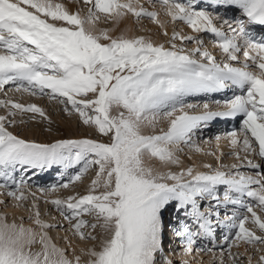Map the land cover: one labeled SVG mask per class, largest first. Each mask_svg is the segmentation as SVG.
<instances>
[{"label":"snow or ice","instance_id":"snow-or-ice-1","mask_svg":"<svg viewBox=\"0 0 264 264\" xmlns=\"http://www.w3.org/2000/svg\"><path fill=\"white\" fill-rule=\"evenodd\" d=\"M83 3L88 11L82 16L53 0H0V90L13 85L18 92L45 95L107 138V142L79 138L53 143L21 139L8 131L16 123L9 117L32 113L47 118L45 111L35 104L0 101L9 109L7 116L0 115V196L14 201L15 208L30 202L27 219L35 226L8 223L7 216L0 215V264H80V256L70 259L67 250L48 236L46 229L52 225L40 219L36 192L28 183L54 167L78 170L67 181L61 173L59 183L38 187L43 196L82 181L95 169L84 195L45 201L65 221H76L72 231L80 240L99 237L98 249L82 250L88 264H174L163 245L164 213L169 209L167 227L184 255L206 252L216 260L213 248L199 247L198 241H214L222 229L226 233L219 264H244L245 260L253 264V253H264L259 247L264 245V216L256 210L264 213V171L248 158L258 155L264 161V35L255 32L257 26H264V0H205L206 8L199 7V0H148L158 9L152 11L137 0ZM231 9L238 15L229 16ZM161 14L167 19H161ZM102 16L115 25L128 16L137 23L147 18L164 29V35H168V23L181 22L193 33L211 34L224 61L218 63L203 48L201 35L173 30L170 46L165 47L143 35L114 37L97 26ZM177 40L196 46L178 47ZM239 54L243 64L236 67L232 62H240ZM195 55L200 59H194ZM233 87L246 91L215 101L221 111H212L207 102L184 103L188 96ZM195 107L203 112L185 111ZM237 116L242 117L239 130L224 137L240 149L233 153L237 160L241 151L245 153V163L233 164L234 171L210 164L202 165L207 172L194 167L162 171L153 166V161L165 168L180 166L181 145L204 151L193 139L202 126L216 118ZM160 119L168 121L166 131L144 133ZM241 167L256 170L255 176L241 172ZM0 205L7 207L5 200ZM256 264H264V254Z\"/></svg>","mask_w":264,"mask_h":264},{"label":"rangeland","instance_id":"rangeland-1","mask_svg":"<svg viewBox=\"0 0 264 264\" xmlns=\"http://www.w3.org/2000/svg\"><path fill=\"white\" fill-rule=\"evenodd\" d=\"M140 5H143L145 8H149L152 10H158L153 9L151 5L148 3V0H137ZM54 3H63L65 6H71L73 7L72 12L79 11L80 14L86 15L88 11V5H85L83 3V0H53ZM30 10V9H29ZM223 11V10H222ZM163 16V14H161ZM164 17V16H163ZM166 18V17H165ZM167 19V18H166ZM61 22H57V25L60 26ZM132 24L134 28V32H137L134 34V36H137L139 34H143L144 32L151 33L152 30H154L156 33H158V39H160L161 44H166V47L170 46L171 42V35L173 30L183 34V35H201L203 38V48L208 50L212 55L216 57V60L218 63H221L224 61V56L221 53V51L214 45H212L211 39H209L212 35L211 34H197L193 33L190 28H188L186 25H184L181 22H177L175 24L168 23V26L171 27L172 32L168 35H164V32L162 29L156 24L150 21L147 18H143L140 20L139 23L136 22L135 18L132 17ZM66 26V25H65ZM98 26L100 28L108 29L109 31H114L117 37L121 35L118 28L112 29V22L109 20H106L103 16L101 17V20L98 22ZM153 28V29H152ZM117 29V31H116ZM128 36V35H126ZM132 36V37H134ZM210 36V37H209ZM129 37V36H128ZM178 47H184L185 49H192L196 45L192 42H185L183 45H181L180 41H175ZM213 46V47H212ZM210 47V48H209ZM210 50H209V49ZM212 48V49H211ZM240 55V62H232L234 66L241 67L243 64V57L242 54ZM194 59L199 60L200 57L198 55L193 56ZM238 88V87H237ZM230 91H223L218 92L214 94L213 96H210L208 98L207 94H198L194 96H188L185 97L184 103L185 104H193V105H202L203 103L207 102L210 104V108L212 111H221L222 108L217 107V105L214 103L215 101H223L226 99H229L234 94V87ZM246 91V90H245ZM245 91L241 94H244ZM237 92V91H236ZM235 95V94H234ZM212 98V99H211ZM0 101H13L16 103H20L22 105H30L35 104L42 108L45 113L46 117H40L38 114H32V113H25V114H17L14 118L9 117V119H15L16 123L14 125L8 126V131L12 132L14 135H17L21 139L34 141L37 143H53L56 140L59 139H79V138H92L96 140H103L104 142H107L106 137H101L98 133L95 132V130L92 127L85 126L80 121L79 117L75 114H69L65 113L63 111L64 105L59 104L57 101L50 100L45 95H31L27 92H18L15 90L13 85H6L3 90H0ZM201 102V103H200ZM9 109L6 107L0 106V115L7 116ZM185 111L189 112L190 114H200L203 112L202 107H195L192 109L186 108ZM179 114V113H177ZM35 115V118L33 116ZM238 117V116H237ZM221 118H216V124H218L219 120ZM242 122V117L240 118ZM235 118H231L230 123L232 121H235ZM21 121H24V123H21ZM215 122V121H214ZM240 122V124H241ZM214 123L211 124L210 128H201L197 131L196 135L194 136L195 142L203 148V152H195L193 149H190L186 145H181L183 148V151L178 153L181 160H184L187 164L191 165L193 162L192 160L197 159V161L204 162V164H210L212 167L220 168L224 171H234L231 166L233 164H243L245 153L241 151V158L237 160L236 156L233 154L236 151H239V148H233L228 141V143H215V137L218 135H223V131H227L226 133L230 132V128L228 127L225 130H218L220 131L219 134L215 133L214 136L212 133H214L215 125ZM168 127V121L166 119H160L158 123L156 124L155 128L148 127L145 134H159L161 129L167 130ZM212 127V128H211ZM240 125L237 129L239 130ZM205 134V135H204ZM204 136V137H203ZM203 137V138H202ZM207 137V138H206ZM214 137V138H213ZM205 139H210L209 143H202V141H205ZM202 143V144H201ZM204 145V146H203ZM220 147H225L227 149H223L224 151L220 150ZM258 150V148H257ZM215 153V155H210L208 153ZM221 152V156H217V153ZM249 159H252L255 163L261 164V171H264V161H261L260 157L258 155H251L248 157ZM192 162V163H191ZM160 164V163H159ZM161 169V168H160ZM78 168H72L66 170V172L58 167H54L52 169L46 170L43 173H39L37 176H33L31 180L28 181L31 191L36 192V205L37 209L40 213V219L49 224H52L51 222H56L59 225H52V227L46 229L48 236L51 238L52 242L57 245V247L64 248L67 250V255L70 259H74L76 256L81 257L80 264H88L89 257L87 255H84L82 253V250L86 252L89 248H92L93 246H96L98 249V243H99V237L97 241H82L80 238L76 235H74L72 231V224L76 221H72L69 223L68 221H65L63 217L59 214V212L55 209V206L51 203H46V200H51L54 197L56 198L57 195L50 194L49 198L48 196H42L39 191H37L38 187H48L52 184L59 183L61 181V173H63V180L67 181V179L73 175ZM162 171H172V172H179V166L171 165L167 168L161 169ZM241 172L253 175L255 176L256 170L249 169L247 167H241L239 169ZM39 171V170H35ZM206 171H209L208 169ZM27 175L31 176L32 173H28ZM95 175V169H91L83 178L82 181H78L75 184L70 185L72 187V191L74 194H80L84 195L87 191V186L90 185L91 179ZM61 191L64 188H60ZM59 189V190H60ZM224 191L223 187L221 186L219 189V192L222 194ZM55 195V196H54ZM31 199V198H30ZM246 202H251L248 198H245ZM0 200H5L7 207L4 205H0V215H6L7 216V222L12 223L15 222L17 224L24 223L26 227H35L27 218L29 216V212L26 211V208L30 207V202L25 204V207L21 208H15L13 207L14 201L11 199L0 196ZM231 209V206H230ZM258 214L264 216V213H260L259 209H256ZM171 209L169 211H166L164 213V222L166 218L171 213ZM223 211V210H222ZM21 217H23V221H21ZM82 219H86L91 221V217L83 216ZM55 224V223H54ZM249 228L252 227V225L249 223L247 225ZM84 231H90V229L85 228ZM226 233V230L218 229L217 230V236L216 239L213 241H209L208 239H201L198 241L199 247H212L217 259H213V255L211 253L206 252H194L191 256L186 255H179V252H183V248L180 246V242L178 244L177 241L173 244V241L171 242L170 246L168 247L164 241V254L173 260L174 264H180L182 261V258L189 261V264H219V253L221 251V248L223 247V240L222 236ZM259 234V233H257ZM174 237V234H173ZM177 240V239H176ZM177 242V243H176ZM176 244L178 247H176ZM39 247L38 245L36 246ZM262 249H264V245L259 246ZM171 248V249H170ZM176 250H173L175 249ZM173 250V251H171ZM176 251V253L170 254L172 252ZM233 252L238 251L236 248L232 249ZM240 252L244 251V248L241 247L239 249ZM184 253V252H183ZM178 254V255H177ZM264 254L260 252L253 253V264H256V260L258 259V256ZM185 257V258H184ZM192 260V261H191ZM244 264H247L246 260L244 261Z\"/></svg>","mask_w":264,"mask_h":264},{"label":"bare ground","instance_id":"bare-ground-1","mask_svg":"<svg viewBox=\"0 0 264 264\" xmlns=\"http://www.w3.org/2000/svg\"><path fill=\"white\" fill-rule=\"evenodd\" d=\"M203 1H205V0H203ZM137 3H138V1H137ZM139 4V3H138ZM140 5V4H139ZM70 11H72L73 10V7H71V6H66ZM149 11H151L149 8H147ZM228 15L229 16H236V15H238V12L235 10V9H231V10H229V12H228ZM161 19H166L165 17H163V16H161L160 17ZM98 26V25H97ZM99 27V26H98ZM118 28V30H121L120 31V33L122 32L124 35H128L129 37H132V36H134V34L135 33H137V32H134V28H133V24H132V16H128L126 19H124L123 21H121V23L118 25V27H117V25H115V24H113L112 23V29H114V28ZM260 27H263L264 28V26H257L256 28H255V32L256 31H258L257 29L258 28H260ZM100 28V27H99ZM153 29V28H152ZM162 29V28H161ZM166 29H167V32H168V34H170L171 32H172V29H171V27L170 26H168V24L166 25ZM116 31H117V29H116ZM162 31L164 32V29H162ZM121 33V34H122ZM110 34L111 35H113V36H116V34H115V32L114 31H110ZM181 34V33H180ZM138 35H141V34H139L138 33ZM137 35V36H138ZM143 36H145L146 38H150L153 42H155V43H157V44H161V41H160V39H158V33H156L154 30H152L151 31V33H149V32H144L143 34H142ZM181 35H183V34H181ZM210 37V36H209ZM209 39H211V40H213L212 41V45H214V39H213V37L211 36ZM163 45L166 47V44H164L163 43ZM215 46V45H214ZM213 47V46H212ZM210 48V47H209ZM208 48V49H209ZM216 48V47H215ZM212 49V48H211ZM210 50V49H209ZM243 57V56H242ZM235 89H239V87L237 88V87H235ZM201 103V102H200ZM202 113V112H201ZM200 113V114H201ZM192 114V113H191ZM198 114V113H197ZM197 114H193V115H197ZM222 119L223 118H221L220 120H219V122H218V124L222 121ZM224 120V119H223ZM230 120H231V118H228V119H225V121H227L228 122V124L230 123ZM215 121V122H214ZM237 121L235 120V121H232V124H233V126H234V128H238L239 127V124H238V122L236 123ZM212 123H214L213 125H216V120L214 119V120H212L211 122H209L208 123V125L205 127V128H210V126H211V124ZM203 128H204V126H202ZM217 126H215V128H216ZM228 127V125L227 126H220L219 127V129L218 130H225L226 128ZM148 129V127L147 128H145L144 129V132H146V130ZM228 129H229V127H228ZM231 129V128H230ZM201 132H202V129H201ZM224 132V134L223 135H218V136H221L222 138H221V140L219 141V142H217L216 141V139H215V143L216 144H220V143H228V139H226V138H224L225 136H226V132L227 131H223ZM221 133V132H220ZM219 134V133H218ZM205 135V134H204ZM204 137V136H203ZM202 137V138H203ZM217 137V136H216ZM215 137V138H216ZM207 138V137H206ZM209 140L210 139H205V141H202V143H209ZM201 143V144H202ZM204 146V145H203ZM223 149H227V148H225V147H220V150L221 151H224ZM222 155V153L221 152H218L217 153V156L219 157V156H221ZM182 161V164L179 166V170H180V168L181 167H183V168H187V167H194V168H196V170L197 171H204V172H207L206 170V168H204V167H202V165H204V162L202 163V162H200V161H197V159H195V160H192V164L191 165H189V164H187L186 162H184V160H181ZM153 166H155V167H157V168H161V169H163V166L162 165H160L159 164V162L158 161H153ZM165 168V167H164ZM43 173V172H42ZM86 188H88V186L86 187ZM63 191H61V189L60 190H58L57 192H55V193H52V194H55V195H57V197L56 198H60V199H66L68 196H71V195H75L74 194V192L72 191V187H68V188H64V189H62ZM42 195V194H41ZM54 195V196H55ZM43 196V195H42ZM48 198H49V196H48ZM53 199H55V197L53 198ZM49 224H50V222H48ZM52 224H50V225H56L57 223L56 222H51ZM55 223V224H54ZM60 224V223H59ZM59 224H57V225H59ZM175 237V236H174ZM170 238V237H169ZM177 243V242H176ZM170 247H172V246H170ZM171 249V248H170ZM173 250H176V248L175 249H173ZM173 250H171V251H173ZM174 253H176V251H174V252H172V253H170V254H173L174 255ZM184 253L182 252H179V255L181 256V255H183ZM178 255V254H177ZM185 258V257H184ZM188 258V257H187ZM187 258H186V260H187ZM182 260H185V259H183L182 258ZM192 261V260H191Z\"/></svg>","mask_w":264,"mask_h":264}]
</instances>
